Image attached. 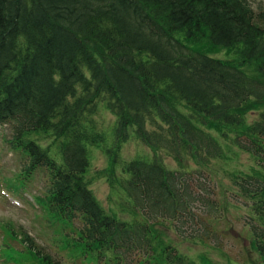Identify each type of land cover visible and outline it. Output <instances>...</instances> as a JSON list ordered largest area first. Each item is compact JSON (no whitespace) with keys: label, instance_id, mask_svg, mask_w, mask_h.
<instances>
[{"label":"trees","instance_id":"obj_1","mask_svg":"<svg viewBox=\"0 0 264 264\" xmlns=\"http://www.w3.org/2000/svg\"><path fill=\"white\" fill-rule=\"evenodd\" d=\"M254 1L0 0V131L10 128L25 177H47V209L78 223L76 241L100 264H196L170 244L155 248L151 227L165 222L182 241H211L226 217L204 169L172 170L156 157L122 164L118 186L134 219L106 211L84 175L91 148L105 143L92 133L97 109L116 119L113 148H104L115 163L135 137L197 163L226 162L237 149L264 172V7ZM34 133L56 138L58 154ZM233 177L230 195L253 214L244 222L264 264V178Z\"/></svg>","mask_w":264,"mask_h":264},{"label":"rangeland","instance_id":"obj_2","mask_svg":"<svg viewBox=\"0 0 264 264\" xmlns=\"http://www.w3.org/2000/svg\"><path fill=\"white\" fill-rule=\"evenodd\" d=\"M259 5L264 7V0L253 2L254 7ZM210 52L221 58L229 53L220 49H212ZM92 117V133L95 135L99 132L105 143L103 147L91 148L90 167L84 175L97 201L106 211L121 219H134L131 201L118 186L123 176L122 164L127 160L156 157L168 169H204L217 184V196L225 209L226 220L215 223L218 237L211 238V241H182L177 238L171 224L161 222L151 227L153 245L159 250L170 244L187 254L196 264H262L253 245L252 233L244 222L246 216L253 214L249 207L245 208L234 200L233 194L230 195L237 191L233 185L235 172L264 178V172L256 170L253 159L236 149V153L228 152L232 158L226 162L216 158H200L197 163L185 151L177 157L165 148L145 145L131 137L119 147L115 163L104 150L113 148L112 135L116 122L114 115L99 108ZM31 136L39 139L43 146L47 145L51 153L58 154L59 141L56 142L52 135L34 133ZM9 137V127L0 131V264H44L35 255L38 251L42 255L59 259L64 264H100L96 252L76 241L78 223L70 224L47 209V177L42 172H34L31 177L22 174L25 156L22 152L9 148L6 141ZM24 234L32 242V252L26 247L28 239L24 238Z\"/></svg>","mask_w":264,"mask_h":264}]
</instances>
